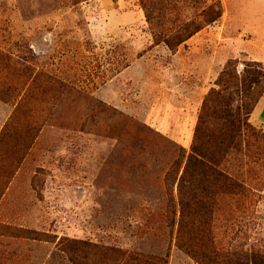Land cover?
<instances>
[{
	"label": "rangeland",
	"instance_id": "obj_1",
	"mask_svg": "<svg viewBox=\"0 0 264 264\" xmlns=\"http://www.w3.org/2000/svg\"><path fill=\"white\" fill-rule=\"evenodd\" d=\"M201 1H220L222 17L172 52L140 0H0V264H72L65 238L199 264L172 224L179 148L190 152L229 62L264 65V0ZM195 2L169 16L190 17ZM228 97L264 135L256 93L231 85ZM241 201L220 196L218 237L241 225L264 245V187Z\"/></svg>",
	"mask_w": 264,
	"mask_h": 264
},
{
	"label": "trees",
	"instance_id": "obj_2",
	"mask_svg": "<svg viewBox=\"0 0 264 264\" xmlns=\"http://www.w3.org/2000/svg\"><path fill=\"white\" fill-rule=\"evenodd\" d=\"M176 1L140 0L155 44H165L172 52L223 15L220 1L207 5L196 0L190 17L171 18L169 13L184 6ZM238 65V61L229 62L217 83L219 89L206 96L191 150L186 156L179 148L182 160L174 169L172 184L178 182L180 208L178 221H172L177 246L199 264H264V245L248 243L241 225L228 226L219 237L220 228L215 225L221 195L255 204L264 187V178L254 179V172L260 171L258 162L264 165V135L257 133L239 111L246 110V104L236 109L227 98L231 85L243 93L252 89L257 95L252 102L256 108L264 97V65L245 62L240 73ZM61 243L72 264H168L165 257L103 242L65 238Z\"/></svg>",
	"mask_w": 264,
	"mask_h": 264
},
{
	"label": "crops",
	"instance_id": "obj_3",
	"mask_svg": "<svg viewBox=\"0 0 264 264\" xmlns=\"http://www.w3.org/2000/svg\"><path fill=\"white\" fill-rule=\"evenodd\" d=\"M253 115L259 123L264 124V97L259 101Z\"/></svg>",
	"mask_w": 264,
	"mask_h": 264
}]
</instances>
